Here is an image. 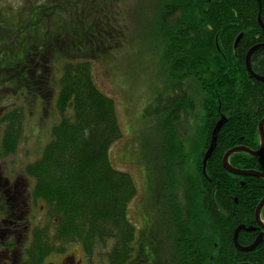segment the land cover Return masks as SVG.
Wrapping results in <instances>:
<instances>
[{"label":"trees","instance_id":"obj_1","mask_svg":"<svg viewBox=\"0 0 264 264\" xmlns=\"http://www.w3.org/2000/svg\"><path fill=\"white\" fill-rule=\"evenodd\" d=\"M122 1L24 0L20 7L5 8L0 4V88H11L23 100L0 115V156L16 151L34 101L43 106L50 95L61 117L52 126L51 139L39 158L25 168L36 178L35 198L44 202L46 216L56 219L52 231L49 223L34 229L31 250L38 245L41 254L65 250L72 243L89 257H98L101 264H128L137 252L133 245L137 230L128 207L140 191L135 177L114 167L109 156L114 142L123 137L118 105L115 97L99 88L93 72L94 58L124 43L127 23ZM158 3L155 23L174 92L155 109L147 108L149 114H167L164 130L169 136L161 162L155 164L161 182L152 185L144 180L150 187L147 208L172 225L166 227L172 264H264V242L247 252L234 242L239 225L256 224L264 178L229 173L222 162L232 147L256 150L261 144L258 127L264 118V80L250 75L246 59L249 50L259 46L250 65L264 76V31L259 22L261 16L264 23V0ZM8 17L20 24L13 25ZM46 66L52 67L53 77L43 74ZM190 77L197 78L203 90L204 137L194 141L193 149L200 142V204L215 229L212 237L191 234L178 207L164 203L167 189L164 194L162 185L169 174L163 161L174 155L168 141L174 136L172 121L181 120V114L193 108L185 88ZM223 115L227 121L207 162L206 177L202 160L212 130ZM229 162L236 168L264 173V153L236 152ZM261 214L264 218V208ZM160 220L166 222L150 223L152 231ZM257 235L258 231H241L239 242L250 245Z\"/></svg>","mask_w":264,"mask_h":264},{"label":"rangeland","instance_id":"obj_2","mask_svg":"<svg viewBox=\"0 0 264 264\" xmlns=\"http://www.w3.org/2000/svg\"><path fill=\"white\" fill-rule=\"evenodd\" d=\"M23 2L24 0H0L4 8L11 5L20 7ZM158 4V0H123L122 17L127 23V27H124L126 35L122 37L124 43L118 48H110L108 52H101L96 60L94 58L93 66L99 88L116 99L122 127L123 137L114 142L109 156L114 167L126 170L135 177L140 191L128 207L129 218L136 225L137 235L133 245L138 252L134 251L128 264H172V246L168 236L170 231L166 229L171 224L167 218L160 216L159 219L166 222L160 220L157 230H151L150 223L159 219L151 208H147V192L150 187H146L144 182L151 181L152 185L156 180L161 182L159 174L156 173V165L161 162V152L166 145V138L169 137L165 132L167 129L164 130L167 114H149L147 108L155 109L174 92L162 58L163 47L155 23ZM7 19L13 25L20 24L18 19L14 21L15 17ZM19 28L21 26L13 33ZM45 70L43 74L53 77L52 67L46 66ZM185 88L193 102V108H187L181 114V120L172 121L173 133L169 132L174 136L168 141H171L170 148L174 149V155H168L163 161V165L167 167L165 171L169 174V178L162 185L164 194L167 189L164 203H171L170 207L172 204L178 207L187 227L192 230L191 234L212 237L215 229L206 216L204 206L200 204L202 196L197 170L200 142L198 148L193 149L194 141H200L204 137L203 90L198 79L192 77L186 81ZM0 92L4 93L0 94L3 97L2 103L0 101V115L6 109H14L23 103V100L17 99L19 96L11 88L4 86L0 88ZM46 99L43 106L34 101L33 106L36 104V109L33 107V110H27L25 132L16 151L0 156L7 161L0 162V172L7 173L9 167L15 168L17 172L24 171L29 163L36 161L41 155L44 146L51 139L52 126L61 118L54 106V100L50 95ZM197 222L203 224L195 226ZM171 229L174 230L173 227ZM151 254L153 255L150 258ZM98 259L97 257L96 260Z\"/></svg>","mask_w":264,"mask_h":264},{"label":"flooded vegetation","instance_id":"obj_3","mask_svg":"<svg viewBox=\"0 0 264 264\" xmlns=\"http://www.w3.org/2000/svg\"><path fill=\"white\" fill-rule=\"evenodd\" d=\"M2 161L7 162L0 157ZM9 168L7 173L0 172V264H101L99 259L89 257L77 244L67 243L65 250L44 254L38 245L31 250L34 229L49 223L52 231L56 219L47 217L44 202L35 198L33 189L37 181L34 175ZM261 219L264 223L262 214ZM246 226L254 229L241 231H258V235L262 232L264 242V229L260 228L257 219L255 225Z\"/></svg>","mask_w":264,"mask_h":264},{"label":"water","instance_id":"obj_4","mask_svg":"<svg viewBox=\"0 0 264 264\" xmlns=\"http://www.w3.org/2000/svg\"><path fill=\"white\" fill-rule=\"evenodd\" d=\"M259 22H261V26L263 27V30H264V23L262 22L261 18L259 19ZM240 37L238 38V40L240 39ZM256 48L257 47H255V48H253V49H251L249 51V55H248L247 60H246V65H247V68H248V72H250L251 76L256 77L258 80H260V79L264 80V76L255 74L253 69H252V65H250V59H251V55H252L251 53ZM226 121H227L226 117L222 116L219 119V122L217 123V125L212 130L213 133H212V136H211V139H210V145L207 148V150L205 151L206 153H205L204 158L202 160V163H203L202 172H203V174L206 177L208 176V174L206 173L207 164H208L207 162L210 160V157L214 153L213 151L215 150V148L217 146V143H218L217 139H218V135H219V133L221 131L220 129L224 125V123ZM258 129H259V132H260V139H261V145H260V147L258 149L251 150L248 147L243 146V145L242 146H235V147H232L230 150H228V152L224 155L222 162L224 163L225 169L229 173H232V174L234 173V174L241 175V176L250 175V176H257V177H260V178H264V173H262L260 171L236 168L233 165H231V162H229V158L232 156V154H234L236 152L244 151L246 153L251 154L252 156L253 155H262L264 153V118L260 122ZM258 204L259 205L257 206L256 213H255L256 214V219H257V222H258V225L260 226V228L264 229V223H263V221L261 219V211L264 208V198ZM253 229H254L253 227H247V226H244V225H240L239 227L236 228L235 234H234L235 245L239 249H241L242 251H245V252L252 251V250L256 249L257 246L263 242V235H262V232H261L258 235L257 240L254 243H252L251 245H247L246 247L240 245L238 233L241 230H253ZM237 264H251V263H249V262L244 263L243 262V263H237Z\"/></svg>","mask_w":264,"mask_h":264},{"label":"bare ground","instance_id":"obj_5","mask_svg":"<svg viewBox=\"0 0 264 264\" xmlns=\"http://www.w3.org/2000/svg\"><path fill=\"white\" fill-rule=\"evenodd\" d=\"M260 18H261V16H259V19H260ZM263 31H264V30H263ZM240 36L242 37V34H241ZM240 36H238V38H239ZM241 37H240V38H241ZM238 38H237V40H238ZM237 40H236V42H235V44L237 43L236 46H238V41H239V40H238V41H237ZM255 47H257L256 49L259 48V46H255ZM255 47H253V48H255ZM253 48H251V49H253ZM251 49H250V50H251ZM256 49H255V50H256ZM250 50H249V51H250ZM255 50H254V51H255ZM254 51H253V52H254ZM253 52H252V53H253ZM252 53H251V54H252ZM248 55H249V53H248ZM251 56H252V55H251ZM247 57H248V56H247ZM246 60H247V59H246ZM254 73H255V72H254ZM255 74H256V73H255ZM250 75H251V74H250ZM253 77H254V76H253ZM255 78H256V77H255ZM256 79H257V78H256ZM223 116H224V115H223ZM260 145H261V144H260ZM250 245H251V244H250ZM246 246H247V245H246ZM236 247H237V246H236ZM244 247H245V246H244ZM244 252H245V251H244Z\"/></svg>","mask_w":264,"mask_h":264}]
</instances>
